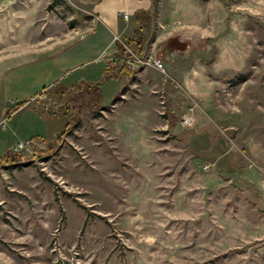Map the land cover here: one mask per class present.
Returning a JSON list of instances; mask_svg holds the SVG:
<instances>
[{
    "label": "rangeland",
    "instance_id": "obj_1",
    "mask_svg": "<svg viewBox=\"0 0 264 264\" xmlns=\"http://www.w3.org/2000/svg\"><path fill=\"white\" fill-rule=\"evenodd\" d=\"M100 2L0 0V264H264V0H163L164 72Z\"/></svg>",
    "mask_w": 264,
    "mask_h": 264
},
{
    "label": "crops",
    "instance_id": "obj_2",
    "mask_svg": "<svg viewBox=\"0 0 264 264\" xmlns=\"http://www.w3.org/2000/svg\"><path fill=\"white\" fill-rule=\"evenodd\" d=\"M172 2L173 5H176L178 0H172ZM159 3L161 4L160 7L162 8L163 0H159ZM152 5V0H101V2L96 7V17L99 24L105 23L109 34L115 36L119 35L120 33H128V23L130 21V18H134L135 15L140 11H148L149 9H151ZM176 11L177 10H174L171 13L175 14ZM124 14L129 15L128 20H125L123 18ZM131 29L133 30V27ZM166 38L167 40L165 42L171 44L173 38L175 37H172V35H170ZM153 44L152 46H156Z\"/></svg>",
    "mask_w": 264,
    "mask_h": 264
},
{
    "label": "trees",
    "instance_id": "obj_3",
    "mask_svg": "<svg viewBox=\"0 0 264 264\" xmlns=\"http://www.w3.org/2000/svg\"><path fill=\"white\" fill-rule=\"evenodd\" d=\"M152 1H153V5L151 9H149L148 11H140L135 15V21L140 23L141 27L138 29L136 28L133 32V37L126 40L129 44L135 45L134 47L136 48L135 51L140 53L143 56L147 55V49L149 47V44L152 42V38L154 36L153 27H154L156 15H157L156 9L158 8L159 0H152ZM148 29L150 30L149 31L150 38L148 39V44H145L146 38L144 35V30H148ZM106 74L108 77H113V78L118 79L125 74L129 75L130 71L125 69V67H119L113 71L107 69ZM86 85L90 87H92L93 85L92 88L98 91V93L96 92V94H98L99 98H101L102 100L100 84H86ZM6 157H8V155Z\"/></svg>",
    "mask_w": 264,
    "mask_h": 264
},
{
    "label": "built area",
    "instance_id": "obj_4",
    "mask_svg": "<svg viewBox=\"0 0 264 264\" xmlns=\"http://www.w3.org/2000/svg\"><path fill=\"white\" fill-rule=\"evenodd\" d=\"M123 18L125 20H128L129 15L124 14ZM117 40H119V37L117 35H115L114 41H117ZM137 61L139 63L138 67H151V68H154V69L161 71V72L165 71V63L161 58L145 55L142 57V59L137 57ZM137 61H135V62H137ZM133 68H136V67L133 65ZM182 119H183V124L185 126H190L194 121V118L192 117L191 113L184 115ZM24 147H25V145L23 143H20L17 146V150L23 149Z\"/></svg>",
    "mask_w": 264,
    "mask_h": 264
}]
</instances>
